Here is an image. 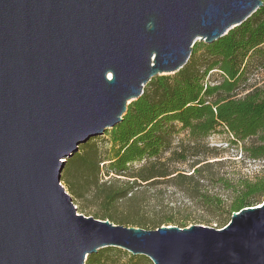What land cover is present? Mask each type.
<instances>
[{
    "label": "water",
    "instance_id": "95a60500",
    "mask_svg": "<svg viewBox=\"0 0 264 264\" xmlns=\"http://www.w3.org/2000/svg\"><path fill=\"white\" fill-rule=\"evenodd\" d=\"M262 0H0V264H85L122 248L153 264H264V199L221 228L154 229L77 213L67 158L117 125L157 75Z\"/></svg>",
    "mask_w": 264,
    "mask_h": 264
},
{
    "label": "trees",
    "instance_id": "16d2710c",
    "mask_svg": "<svg viewBox=\"0 0 264 264\" xmlns=\"http://www.w3.org/2000/svg\"><path fill=\"white\" fill-rule=\"evenodd\" d=\"M262 1V6L250 17L221 38L209 44L196 41L188 61L179 71L151 78L142 95L128 104L122 120L103 132L109 135L108 158H103L93 148L81 151L79 146L78 151L66 159L60 180L66 182L75 198H81L84 191L98 181L102 170L100 166L105 168V175L114 178L106 189L103 201L109 206L118 199L126 198L135 185L150 184L166 177L174 185L193 182L195 187H187L195 191L208 164L197 166L189 175L169 168V160L186 159L181 145L171 147L177 133L175 123L187 131L192 142L190 149H195L201 138L221 127L231 134L233 144L241 143L240 149L245 158L264 160ZM213 73L217 78H213ZM165 152L170 153L168 157L163 156ZM142 160L139 165L132 166ZM121 178L127 179L123 181V187H115L113 182ZM224 185L230 188L227 181ZM232 195L226 210L229 217L243 207L254 205L258 198H264V177L238 181ZM200 198L206 204L221 201L216 195L210 199L202 194ZM93 213L95 218L115 223L107 210ZM161 224L169 223L153 222L152 227L154 229ZM185 225L183 222L180 226ZM108 250L120 251L112 246L100 248L87 256L85 264H114L103 260V252ZM146 260L144 255H131L124 264H143Z\"/></svg>",
    "mask_w": 264,
    "mask_h": 264
},
{
    "label": "rangeland",
    "instance_id": "374dc122",
    "mask_svg": "<svg viewBox=\"0 0 264 264\" xmlns=\"http://www.w3.org/2000/svg\"><path fill=\"white\" fill-rule=\"evenodd\" d=\"M213 74V78H217L216 74ZM208 79L211 80L210 77ZM175 129L177 133L172 139L171 147L178 148L181 145L185 149L186 159L184 161L169 160V168L189 175L197 166L208 164L195 191H190L187 187V185L195 187L193 182L188 183L187 181L186 184L174 185L166 177L150 184L144 182L135 185L126 198L118 199L109 206L103 201L106 189L114 178L111 175H105V168L100 166L102 170L98 181L93 182L84 191L81 198H75L68 190L66 182L63 180L60 182L70 195L77 213L96 217L93 212L107 210L115 223L118 222L117 224L125 226L135 225L144 229H153L152 223L158 221H167L168 225L177 226L185 222L184 227L196 224L221 228L226 225L230 220L226 210L232 199L236 183L244 179L254 181L263 178L264 160L245 158L240 149L241 143L233 144L231 142L233 137L224 128L218 127L209 132L201 138L195 149L189 148L192 146V142L187 136V131L181 129L178 123H175ZM92 148L98 150L103 158H108L110 153L108 133L92 137L81 144L79 149L83 151ZM169 154V152H165L163 156L168 157ZM143 161L134 162L132 166H137ZM196 162L200 163L193 167L192 165ZM119 180L113 182L117 188L123 187V181L127 179ZM224 181L228 182L230 188L225 187ZM202 194L207 195L210 199L215 195L219 196L221 201L220 203L213 201L212 204H206L200 198ZM263 199L258 198L254 205L260 204ZM119 250L104 251L103 260L108 263L124 264L133 255L122 248ZM146 258L147 260L143 264H153L148 257Z\"/></svg>",
    "mask_w": 264,
    "mask_h": 264
}]
</instances>
